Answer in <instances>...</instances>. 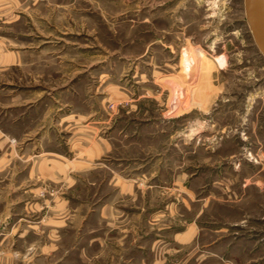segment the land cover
I'll list each match as a JSON object with an SVG mask.
<instances>
[{
	"label": "rangeland",
	"instance_id": "374dc122",
	"mask_svg": "<svg viewBox=\"0 0 264 264\" xmlns=\"http://www.w3.org/2000/svg\"><path fill=\"white\" fill-rule=\"evenodd\" d=\"M7 131L62 159L107 149L72 192L40 181L37 211L0 200L1 263L264 264V57L244 0H0V148ZM59 194L77 209L60 247Z\"/></svg>",
	"mask_w": 264,
	"mask_h": 264
},
{
	"label": "crops",
	"instance_id": "0c3cea01",
	"mask_svg": "<svg viewBox=\"0 0 264 264\" xmlns=\"http://www.w3.org/2000/svg\"><path fill=\"white\" fill-rule=\"evenodd\" d=\"M15 95H19L21 97L22 93L17 92ZM19 100V103L15 102L7 104V108L10 109L9 114L16 111V116L13 115L11 118V120H13L15 123H22L24 121L23 115L25 109H23V106L26 105H23L25 103L21 102V98H19ZM17 134L18 136H23L21 131L19 133L7 131V148H0V200L4 201L8 205V207L6 206L4 210L5 216L15 215L18 213L14 212L17 211L16 206H19L21 203L25 204V202H27V204L31 202V204L28 205V208L31 207L32 211H37L39 202L38 200L32 201V199L36 200L34 199V195L38 190L37 184H39V182L42 180H47L57 185L66 186V191L72 192L75 186L78 185L81 174L88 175L94 169L103 168L101 164L98 166L93 165L95 164V158L97 156H101L102 153L107 149L101 148L100 144L99 147L95 146V148H81L82 150H79L78 148V152L77 148H68L73 152V154L68 158L63 157L64 159H62L59 157L61 156L60 149L16 148L15 146L8 144L10 136H17ZM24 134L28 135V133ZM49 154H52V156ZM105 167L108 168L107 165H105ZM107 177L103 183L106 185H115L117 187L116 193H123L124 180H122L118 175H112L110 177L109 183ZM71 201L72 199L69 195L59 194L56 198L54 232L58 234L57 240H55V242L58 244V247L61 245V233H63L67 228L69 229L75 227L73 224L69 225L70 222H74L73 219L77 214V209L71 205ZM108 204H110L109 199H107L105 203L102 204L100 211L102 219H105L107 222L109 220L108 217H110V222L112 219H115L116 224H110V227L119 229L118 233L120 236H122V223L119 225L117 220H123V209L117 207L115 210H113ZM2 215L3 214L0 213V216ZM138 215L139 213L136 212L135 219H137V222ZM83 217L84 224L86 223L88 217L86 214H84ZM71 218L72 220H70ZM194 227V225H190L187 227V229H185L186 231L180 232L179 240L191 237L194 234ZM1 235L4 236V240L7 238V226L3 227L2 230L0 229V237ZM6 258L7 256L4 259ZM5 263L6 262H0V264Z\"/></svg>",
	"mask_w": 264,
	"mask_h": 264
},
{
	"label": "water",
	"instance_id": "95a60500",
	"mask_svg": "<svg viewBox=\"0 0 264 264\" xmlns=\"http://www.w3.org/2000/svg\"><path fill=\"white\" fill-rule=\"evenodd\" d=\"M244 9L250 33L264 57V0H244Z\"/></svg>",
	"mask_w": 264,
	"mask_h": 264
},
{
	"label": "bare ground",
	"instance_id": "6f19581e",
	"mask_svg": "<svg viewBox=\"0 0 264 264\" xmlns=\"http://www.w3.org/2000/svg\"><path fill=\"white\" fill-rule=\"evenodd\" d=\"M193 50V52H195V54H196V59H197V66L198 67H196L197 68V80L195 79V81H199L200 82V80L202 79V78H205V74H203L202 72H203V68L205 67V57H206V55H205V53H200V51H197V50H195V49H190V51H192ZM208 64L210 65V66H213V62L212 61H208ZM209 67V66H208ZM207 68V67H206ZM201 71V72H200ZM206 74H208V73H206ZM209 76V75H208ZM202 81H204V80H202ZM201 81V82H202ZM198 82V83H199ZM194 88H197V87H194ZM194 90V89H193ZM190 93H191V90H190ZM190 96H191V94H190Z\"/></svg>",
	"mask_w": 264,
	"mask_h": 264
}]
</instances>
